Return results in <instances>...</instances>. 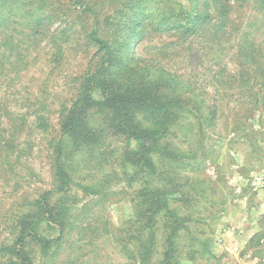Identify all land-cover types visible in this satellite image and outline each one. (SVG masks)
Segmentation results:
<instances>
[{
    "label": "trees",
    "instance_id": "trees-1",
    "mask_svg": "<svg viewBox=\"0 0 264 264\" xmlns=\"http://www.w3.org/2000/svg\"><path fill=\"white\" fill-rule=\"evenodd\" d=\"M140 1L125 0L120 7L110 8L102 20L94 18L87 34L96 46L94 61L83 73L73 100L62 106L59 134L50 153L52 186L31 200L24 199V210L8 227L11 238L0 241V264H36L37 257L41 264L45 258L53 259L59 255L63 238L70 233H75L78 241L86 239L88 243L111 236L126 255L127 264H195L215 258L210 230L215 217L210 209L200 210L201 200L209 207L216 203L207 193L212 181L201 170L205 156L182 145L189 143L191 137L200 143L208 129L216 126L217 107L199 98L188 78L180 79L153 57L136 56L134 46L151 32L174 31L184 41L198 32L203 34L205 28L208 34L203 40L216 45L231 33L226 28L233 5L228 0H213L216 19L209 20L206 5H191L188 9L173 0L160 3L155 13L143 14ZM190 1L194 4V0ZM237 2L241 11L249 8L250 2L257 3L253 9L261 13L264 22V0ZM85 8L91 11L89 6ZM244 30L234 45V55L244 61L238 60L237 72L228 79L232 82L236 77L243 87L248 85V74L261 77L249 85L255 89L248 95L245 112L249 113L264 109V66L248 69L260 53L249 40L250 31ZM171 44L175 43H169L167 48ZM160 49L163 55L169 52L164 47ZM18 115L13 118L16 121L12 136L28 121L27 113ZM31 124L37 129L48 126L42 115L34 117ZM11 135L2 138L0 147L10 144ZM106 136L124 143L113 158L118 172L124 173L128 181L139 180L131 195L132 215L115 233L107 220L101 222L89 214L95 199L105 200L107 192L99 181L75 176L68 162L73 153L85 150L98 157L96 151L111 147L105 144ZM186 157H193L194 163L185 162ZM6 162L9 163L8 152L3 163L9 170ZM100 163L98 169L104 167V162ZM187 167L198 175L192 178L182 174ZM173 169L179 171L175 179L171 175ZM84 197L89 199L82 201ZM201 223L206 229L200 228ZM262 240L264 230L248 240L247 250L264 246Z\"/></svg>",
    "mask_w": 264,
    "mask_h": 264
},
{
    "label": "rangeland",
    "instance_id": "rangeland-1",
    "mask_svg": "<svg viewBox=\"0 0 264 264\" xmlns=\"http://www.w3.org/2000/svg\"><path fill=\"white\" fill-rule=\"evenodd\" d=\"M124 1L0 0V141L12 134L15 114H28L26 126L11 135L10 144L0 147V241L11 238L7 230L20 210H24V199L31 200L51 188L50 153L59 134L62 106L73 100L83 73L94 61L96 46L87 34L94 18L102 20L110 8L120 7ZM172 1L141 0L140 9L143 14L155 13L160 3ZM175 1L188 9L191 5H206L209 20L216 19L213 0H194V4L190 0ZM228 1L233 5L231 22L226 28L231 33L224 35L222 41H213L216 45L203 40L208 34L206 28L203 34L198 32L184 41L174 31L151 32L137 42L134 52L136 56L153 57L180 79L188 78L199 98L217 107L216 126L208 129L200 143L191 137L189 143L182 145L205 156L201 170L212 181L208 198L216 202L211 207L203 200L200 203V210L210 209L215 217L210 223L215 258L195 264H264V246L247 250L251 232L264 230V109L245 112L249 92L255 90L249 85L261 77L248 74V85L243 87L236 77L232 82L228 79L237 72L238 60L244 61L234 55V45L243 29L250 31L249 40L260 53L248 69L264 66V22L261 13L253 9L257 3L250 2L251 6L241 11L236 6L239 1ZM171 42L175 44L167 48ZM161 47L169 52L161 54ZM38 115L45 118L46 129L31 124ZM104 139L111 147L96 151L98 157L97 153L92 155L85 150L73 153L68 162L75 176L99 181L107 192L105 200L95 199L89 214L99 217L101 222L107 220L115 233L132 215L131 195L139 180L128 181L116 168L113 158L124 143L108 136ZM130 147H134V142ZM7 152L9 170L3 163ZM100 162H104V167L98 169ZM185 162L193 164V157H186ZM189 168L181 173L192 178L198 175L189 172ZM178 172L172 170L173 179ZM220 198L222 202L218 201ZM88 199L84 197L82 201ZM201 224L200 228L206 229L205 223ZM37 260L38 257L39 264ZM42 263L127 264V259L111 236L88 243L86 239L78 241L77 235L70 233L63 238L59 255L45 258Z\"/></svg>",
    "mask_w": 264,
    "mask_h": 264
},
{
    "label": "crops",
    "instance_id": "crops-1",
    "mask_svg": "<svg viewBox=\"0 0 264 264\" xmlns=\"http://www.w3.org/2000/svg\"><path fill=\"white\" fill-rule=\"evenodd\" d=\"M256 232H258V231H256V230H254V232L252 231L249 238H251ZM262 241H264V240H262Z\"/></svg>",
    "mask_w": 264,
    "mask_h": 264
}]
</instances>
